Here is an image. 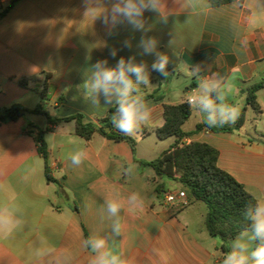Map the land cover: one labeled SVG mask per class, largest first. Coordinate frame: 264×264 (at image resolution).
Segmentation results:
<instances>
[{
    "label": "crops",
    "instance_id": "0c3cea01",
    "mask_svg": "<svg viewBox=\"0 0 264 264\" xmlns=\"http://www.w3.org/2000/svg\"><path fill=\"white\" fill-rule=\"evenodd\" d=\"M112 2L94 0V10L85 14L83 0H20L0 19V109L19 104L33 110L40 105L52 118L81 115L84 122L96 124L117 97L106 103L103 93L89 95L83 84L97 61L114 68L121 57L146 65L150 85H138L137 96H163L144 101L151 119L140 125L137 137L130 136L134 151L126 141L99 134L85 140L75 134L74 121L51 125L43 115L28 113L0 122V264H91L98 253L88 242L95 239H104L102 251L125 264H223L221 242L204 226L206 209L185 210L201 202L183 208L166 204L165 194L183 187L158 178L140 163L157 158L175 140H159L154 133L163 125L164 105L210 96L204 90L207 84L216 85L219 107H236L245 121L231 132L201 129L184 142L215 148L217 166L264 203V88L256 92L258 114L246 105L243 93L264 80V0L218 7L207 0H162V14L144 13L146 31L134 30L125 21L109 36L101 15ZM8 3L0 0V7ZM142 37L157 41L155 52H143ZM157 52L169 58L167 78L152 69ZM22 79L26 87L19 85ZM200 106L190 103L185 132L207 122L209 115ZM39 131H44L46 161L33 139ZM152 135L153 147L144 142ZM77 152L85 155L74 165L71 156ZM46 167L53 181H47ZM158 184L166 193L154 190ZM134 194L135 203L130 200ZM109 200L121 204L115 216L108 211ZM252 235H237L229 242L230 252L239 251L234 243L240 240L250 253Z\"/></svg>",
    "mask_w": 264,
    "mask_h": 264
},
{
    "label": "trees",
    "instance_id": "16d2710c",
    "mask_svg": "<svg viewBox=\"0 0 264 264\" xmlns=\"http://www.w3.org/2000/svg\"><path fill=\"white\" fill-rule=\"evenodd\" d=\"M20 0H9L5 7H0V19ZM212 7H218L236 0H207ZM48 77V74H47ZM21 87L27 86V80L19 81ZM48 84L45 82L40 95L44 98V93ZM264 88V80L250 86L243 93L245 102L255 113H260V107L257 102L256 92ZM133 96H137L135 92ZM143 101H160L162 95L147 94L139 96ZM210 98L213 100L216 112V127L210 126L207 122L196 125L193 132H185L182 129L183 124L191 115V107L188 101L177 105H164L163 107V125L155 129L154 133L159 140L173 137V144L163 151L157 158L140 162L142 165L150 166L155 175L163 180L178 182L185 191L190 203L201 202L205 206L204 226L209 236L218 238L221 242L220 250L223 256L230 252L229 242L244 231H253L252 221L248 216L249 210L255 209L257 199L249 194L233 176L223 171L217 166L218 151L210 145L203 142L191 141L185 143L184 140L196 131L207 129L210 132H231L238 130L245 121L244 112L239 114L238 119L232 127L226 123L221 126L220 116L218 115L219 101L216 92H211ZM118 105L110 108L105 118L98 123L84 122L81 115H74L67 118H52L47 112L41 110L40 105L33 110H27L19 104H12L9 107L0 109V122L15 121L24 115L40 114L43 115L48 124L56 125L60 122L74 121V132L79 137L89 140L94 134H99L109 140L126 141L131 150L134 151L135 141L130 136H125L113 126L112 117L118 116L116 109ZM201 111L210 115L209 110L202 106ZM48 128L45 130L47 131ZM37 144L39 155L46 161L47 151L44 140V131H39L33 136ZM45 177L47 181H53L47 167L45 168ZM154 190L160 193H166L161 184L155 186ZM264 241L259 238L254 240V249L260 246Z\"/></svg>",
    "mask_w": 264,
    "mask_h": 264
},
{
    "label": "clouds",
    "instance_id": "9594fccd",
    "mask_svg": "<svg viewBox=\"0 0 264 264\" xmlns=\"http://www.w3.org/2000/svg\"><path fill=\"white\" fill-rule=\"evenodd\" d=\"M94 0H83L85 7V14L94 9L90 8ZM162 0H114L111 4L110 10L101 15V22L109 29L108 35L111 36L112 29L117 24L127 22L134 30L146 31L144 22V13L146 11L157 14H162ZM125 47H131L128 41L124 42ZM139 47L143 49L144 53L151 54L155 52L157 41L152 38H141ZM110 55L115 57L116 50L112 49ZM157 59L152 63V69L157 71L160 75L167 78V65L169 58L162 54L156 53ZM107 61H97L92 66L91 76L84 82L83 87L87 90L89 95L103 93L106 103H111V97H117L116 104L118 108L116 112L118 116L112 117L113 126L118 129L120 133L125 136H132L140 129L142 123H146L151 119V110L148 105L139 97L133 96L132 93L138 91V85H150L149 73L146 70L144 63H133L130 57L127 62L121 57L117 62L116 67H107ZM135 77V80L132 79ZM206 93H211L216 90V85L207 84L204 88ZM199 102L205 109L210 111L207 123L216 127V112L217 108L209 95L193 96L190 98L191 102ZM98 104V100H94ZM221 126L225 123H235L239 117V109L236 107L221 105L218 108ZM83 152H77L71 156L72 163L79 165L84 157ZM130 200L135 203L137 200L134 194ZM108 211L115 216L120 211L121 204L114 200L107 201ZM248 216L252 221L253 235L251 239L259 238L264 241V203L258 202L254 211L249 210ZM3 221H0L2 224ZM114 231L119 234L120 226L116 224ZM243 235V234H242ZM93 252L98 255L91 261V264H125L117 255L110 251H102L105 249L106 242L104 239H95L88 242ZM234 249L225 256L223 264H264V243L253 249L250 253L248 245L237 240L234 243Z\"/></svg>",
    "mask_w": 264,
    "mask_h": 264
},
{
    "label": "built area",
    "instance_id": "2783aa9c",
    "mask_svg": "<svg viewBox=\"0 0 264 264\" xmlns=\"http://www.w3.org/2000/svg\"><path fill=\"white\" fill-rule=\"evenodd\" d=\"M188 102L190 103V98L188 99ZM164 202L166 204L177 205L181 208L186 207L190 204V201L184 190L165 194Z\"/></svg>",
    "mask_w": 264,
    "mask_h": 264
},
{
    "label": "rangeland",
    "instance_id": "374dc122",
    "mask_svg": "<svg viewBox=\"0 0 264 264\" xmlns=\"http://www.w3.org/2000/svg\"><path fill=\"white\" fill-rule=\"evenodd\" d=\"M184 90V87L182 88V91ZM192 107L193 108H195L196 107V104L195 105H192ZM132 137H137V134H133L132 135ZM156 137L154 136V135H152V137H150V138H148V139H146L144 142L146 143V144H148L149 146H151V147H153V144H152V142H153V140H156L155 139ZM166 145H167V143H166ZM174 185H176L175 183L173 184V185H171V187L172 186H174ZM200 205H191V206H189V207H187V208H185V210H199V209H201V208H205V206H204V204L203 203H199ZM198 206H200V207H198Z\"/></svg>",
    "mask_w": 264,
    "mask_h": 264
}]
</instances>
